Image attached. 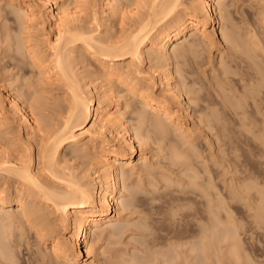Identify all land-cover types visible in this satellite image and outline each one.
<instances>
[{
	"label": "bare ground",
	"instance_id": "obj_1",
	"mask_svg": "<svg viewBox=\"0 0 264 264\" xmlns=\"http://www.w3.org/2000/svg\"><path fill=\"white\" fill-rule=\"evenodd\" d=\"M226 1L4 0L11 11L4 14L0 7V53L9 52L13 67L23 64L34 70L35 79L31 93L10 88L3 94L0 89V264L20 263L24 236L14 238L16 228L25 232L21 235L30 231L43 245L33 264H95L98 241L118 235L115 224L136 206L119 199L128 190L127 179L135 170L150 169L148 146L163 141L158 149L166 151L165 159L185 178L175 181L183 184L182 195L167 199L178 203L176 209L173 204L167 208L177 212L189 203L197 205L193 214H185L202 223L190 235L177 229L180 218L177 228L169 227L171 233L162 231L171 238L161 234L167 230L161 225L160 236L167 239L161 240L175 239L167 242L169 247L162 241L171 254L161 252L157 233L159 239L152 237V242L159 246L150 242L159 250L149 248L148 253L149 241L140 240L148 241L147 248L137 241L148 253L142 259L150 256L147 264L159 255L156 264L243 261L241 226L233 210L245 200L254 220L264 222V197L259 190V197L252 194L256 177L237 164L231 152L235 145L224 150L220 142L225 131L244 136L252 131L264 145V48L249 31L245 38L239 34L232 21L234 1ZM202 44L218 50V62L211 67L214 75L200 84L188 76L185 64L200 58ZM181 58L187 59L180 64ZM204 85L207 93L200 95ZM156 87L160 95L152 92ZM227 113L235 118L224 119ZM199 139L208 145L206 155L196 143ZM168 177L165 188L171 185ZM155 196L147 199L166 203L168 198ZM175 214L170 212L171 219ZM121 254L111 263H145L140 255Z\"/></svg>",
	"mask_w": 264,
	"mask_h": 264
},
{
	"label": "rangeland",
	"instance_id": "obj_2",
	"mask_svg": "<svg viewBox=\"0 0 264 264\" xmlns=\"http://www.w3.org/2000/svg\"><path fill=\"white\" fill-rule=\"evenodd\" d=\"M53 1L56 2V3L61 4V2L64 1V0H53ZM228 1H230V0H228ZM228 1H226V2H228ZM230 2L234 3V4L232 3V6H231L232 21L234 23L235 28L238 30L239 34L242 35L243 38H245L246 35H247L246 32L249 31L250 34L254 35L253 38H254V40L256 42H258L259 46L264 48V28H263L264 27V23H263L264 19L260 20V19H262L261 18L262 16L264 18V11H263L264 10V2H262L261 0H231ZM0 3H1L0 7H4L5 8L3 10V13L5 14L6 11L9 9V7L4 4V0L0 1ZM9 10L11 11V9H9ZM7 12H9V11H7ZM7 15H9L8 18L10 17V15H11V17L13 16L12 14H7ZM7 15H5V16H7ZM3 17L0 18V24H2L1 20H2ZM217 20L219 21V23H221L220 17ZM9 24H11L12 27H15V26L17 27V25L14 24L13 22H10ZM7 28H9V27H7ZM116 28H117V26H116ZM199 51L201 52L200 58L198 60L194 61V62H187L185 65L191 72V75H188V76L190 78L198 81L200 84H203V83L208 82V77H211V76L214 75V73L211 72V67H212L213 63L215 64V63L218 62V60H214L216 55H217L218 50L215 47L208 48L205 44H202L199 47ZM7 53L8 54H1L0 53V89L2 90L3 94H5L6 91L8 89H10V88H16L21 93L22 92L31 93L33 91V87H29V86L30 85L33 86V84H34L35 71L30 69V68H28V66L23 65V64L22 65L19 64L20 66H18L17 68L13 67L11 65V63H10L11 61L8 60L9 59L8 58L9 52H7ZM1 57H3L2 60H1ZM185 59H187V58H185ZM185 59L184 58L178 59V63L180 62V64H181L182 61H184ZM200 62L204 63V65L201 66L199 64ZM152 64H154V63H152ZM152 64H150V65H152ZM7 85H9V87ZM196 87H199V84H197ZM202 87L203 88L200 89L199 94L200 95H205L207 93V90H206L207 86L204 85ZM119 89L121 90L122 94L125 93V90H123L124 89L123 86H120ZM152 92L157 94V95H160V89L158 87L154 88L152 90ZM211 94H215V93L211 91ZM222 117L224 119H233V118H235V116H233L231 113H229V114L227 113V115H222ZM127 119H129V116H127ZM135 127H136V125L132 124V126H131L132 131H134ZM208 132H210L213 135H215L214 133H216L215 130H211V131H208ZM249 132L248 131L245 132V135L248 136L247 137V136H244V132L241 135V132H232L230 134V132L228 133L227 131H225L224 134L227 133V135L230 136V137H228L225 134L223 142H220V144H222V147H223L224 150L229 149L230 145L231 146L235 145V147L237 148L236 149L237 151L236 150L233 151L231 149L230 150H231V152H233L232 154L234 156L235 155L237 156V164L240 167L242 166L241 167L242 169L246 170L245 173H249L250 172L253 175H255V177H256L254 182L257 185H256V188L253 191L251 190L252 194L254 193L253 195H255V196L258 195L259 193L256 192V191L259 190L262 193L261 196L264 197V145H261V144L257 143L258 140L256 138L254 139V135H255L254 132H252V131H251V133H249ZM211 134H209V135H211ZM240 135H241V137H239ZM249 135H250V137L252 136L251 137L252 139H250ZM226 136L228 137L227 140H226ZM229 138H231V139H229ZM246 138H248L249 141L250 140L251 141L249 142L248 139H246ZM228 140L231 141V142H229ZM235 140H237V141H235ZM254 140H256V141H254ZM245 141H247V143ZM202 142L205 145H202ZM165 143L166 142L163 141V142H159V143H155V144L149 145L148 147L151 150L149 152H147V159L149 161L150 169L148 171H143V172H140V173L137 170H135L133 175H131L127 179L126 183H127V189L128 190L120 193V198L119 199H121L123 201H126V202L136 203V206H134V207L130 208V210L126 211V216H125V219L123 221L118 222L117 224H115L116 225V229L115 230L117 232L119 231L118 235H116L114 237L105 236L102 240L98 241V243L96 244V247H98V251H99L100 255H98V259H97L95 264H110L111 261L115 259L114 257L123 256L121 253H123L125 255H128V257L135 255V257L139 258L140 254L138 252H140V253L142 252L141 255H140L141 259H142L143 256H146L145 254H148L151 251V250L149 251V248L150 249H154V251L159 250L158 247H156L154 245H153L154 246L153 247L152 243L156 244V242H157V243L160 244V242L163 241V239L161 240V237L166 236V235H168L167 238L168 237L171 238V236H169L170 234H168V233H171V231H172V230H170V228L174 224H175L174 226L177 228L176 224H178L177 222H179L178 219H180V218H181L180 219V222H181L180 224H182V226L179 225V227L177 228V229H180L179 231H184V230L188 231V234L191 233L190 235H193L194 232H195L194 235H196L197 234L196 231H199L198 224L200 222L202 223V220L198 219L197 217L191 216L193 214V212H195V209H196V208H193V207H196L197 205L195 206L194 204H191V203L188 204L187 203L189 205V207H188V205L186 203H184V204L187 205V207H185L183 209L181 208V210L179 209L176 212V210H173V209H176L173 206L174 205L177 206L176 204H178V203H174V202L171 203L173 205L167 203V199H169L170 195L172 196V194L174 193V196H176V195L178 196L179 193H181V190H183L182 189L184 187V186H182L183 184H176L175 181H177L178 183H183L185 181V178H181L180 175H179L180 170L177 169V168L175 170L174 169L175 166H173V165L170 166L168 161L165 159L166 151L165 150L161 151V150L158 149L159 145H164ZM196 143L197 144L199 143L198 145L201 146L202 150L204 149L203 151H204V154L206 155L209 150H208V145L205 143V141L203 139L202 140L199 139ZM228 143H229V145H228ZM232 143H233V145H232ZM237 144H238V146H237ZM194 161H195V164H198L197 160L194 159L192 162H194ZM128 167L129 166H125V168H128ZM170 167H173V169L171 168L172 169L171 170ZM213 168H214L213 170L221 171L220 169H217V167H213ZM202 174L203 173H201V175ZM164 176H165V178L169 176L168 177V179H169L168 181H169V183H171V185H169V186L167 185L168 188L164 187L165 184L163 185L164 182H167V181H165ZM202 176L205 177V174L202 175ZM170 178H172V182L173 183L170 182ZM162 180H164V181H162ZM215 182H217L218 184H221V182L219 181L218 178L215 180ZM151 185L154 186V188H152ZM175 185H177V186H175ZM175 188L177 190H179L178 194H176L177 191H175L176 190ZM172 190H174L175 192H172ZM150 191H151V193H149ZM165 192L166 193L168 192L167 195H164V194H166ZM169 192H171V193H169ZM154 194H157V195L155 196ZM159 195H161V196H159ZM162 195L168 197V198L165 197L166 198L165 199L166 203L163 200L164 196L162 197ZM181 195H182V193H181ZM152 196L153 197L154 196L155 197L159 196L160 198H162V200L164 202L161 201V199L159 200L160 202L158 201V199H157V201L155 199L152 202H149L150 200L147 199V197L151 198ZM256 197H259V196H256ZM127 200H129V201H127ZM145 200H148V201H145ZM155 201L157 203V206L154 205V204H156ZM240 201H238V203L236 201H233L234 203L236 202L238 204L236 206H235L236 203L233 204V202H232V204L235 206V208L233 210V213H234L233 215L236 218V220L239 222V225L241 226L240 230L238 231L239 236L241 238L240 241H242L240 243V247H241V249L242 248L245 249V251H244V249H242L244 252L241 250L242 254H240V256L244 255L245 257L243 256L241 258L239 256L243 260V261H241V260L240 261H241V263L244 262V264H247L246 261L248 259H250L249 260V261H251V263L249 262L250 264H264V222H256L254 220V218L252 217L253 211L250 210L249 208H247V206H246L247 203H245V200H240ZM145 202H146V204H145ZM161 202H163V203H161ZM178 202H179V205L183 204V201H178ZM243 202H244V204H243ZM162 206H164V207H162ZM168 206L173 207V209L172 208L170 209V207L167 208ZM161 208H163V209H161ZM150 210L152 211L153 214L151 213ZM161 210L162 211L164 210V211L162 212ZM153 211H155V213ZM174 211L176 213L175 214L176 216H175V218L171 219L172 215L170 216V212L172 213ZM188 212H190L192 214H185V213H188ZM180 214H182V215H180ZM183 214L186 215V216L190 215L191 217L188 220L189 216L188 217H186V216L184 217ZM154 216L157 217V219H155ZM181 216L186 219V221H185L186 223L184 222L185 219L183 220ZM169 218L171 219V223L169 222L170 221ZM156 220L160 221V222L158 221L159 225L157 224ZM163 220H165V221H163ZM167 220H169V221H167ZM173 220L176 223H173L174 222ZM181 220L183 221V223H182ZM153 222H155V223H153ZM144 224L148 228L149 227H151V228H149V230H147V227L143 226ZM139 225H141V226L139 227ZM152 225H155L157 227L160 226V227H158V228L156 227L155 228V226H154V229H153ZM161 225H162L163 229H164V227H167V230L166 231L165 230H161ZM165 225H168V226H165ZM174 226H173V229L175 228ZM180 226H181V228H180ZM137 227H139V229H137ZM141 227L142 228L144 227L146 230L142 229V231L144 230L146 232H141V229H140ZM168 229H169V231H168ZM13 230L16 231V232H14V234H12V236L14 238H16L17 236H19V237L22 236L20 238H23V236H24L23 239L25 241L23 239H22V241H24V244L26 243V245H24L22 243L21 239L19 237H17L21 241L20 248L22 249V250L19 249L21 254L19 255L20 258H19L18 261H20L21 264H22L23 261H24L23 264H30L29 262H32L31 264H33V262H36L34 260L36 259L35 256L37 255L36 254L37 248L38 247L42 248L43 245L38 243L37 239H36L37 241L35 240L36 237L35 238L33 237L34 236L33 233H31L32 235L29 234L30 231L29 232L26 231L27 235L25 234L26 235L25 236V235H21V234L25 233L23 230H19L18 228H16V230L15 229H13ZM160 230H161V232L164 231V232H168V233H166V234L163 233V232L161 233ZM22 231H23V233H22ZM120 231H122V232H120ZM189 231H191V232H189ZM159 232L163 236H160ZM157 233L160 236V241L158 242V240H156V242H155L153 240V242H152V237H153V239H156V238L159 239ZM148 234H150V235H148ZM145 235H148V236H145ZM186 235H187V232H186ZM28 236H30V237H28ZM25 238L26 239L29 238V240H30L29 243L31 242L30 243L31 245L28 243L30 248H28V246H27L28 240L26 241ZM92 238H93V236L90 234L87 237V239H86L87 242L89 243L91 240H93ZM163 238L166 239V237H163ZM138 240H139V242H141L142 245L144 244V248L148 247L147 248L148 249V253H147V251L145 253L144 248L141 247L142 245L141 246L139 244L137 245V243H139V242H137ZM140 240H145V241L148 240L150 245L147 244L148 241L145 243V241L142 242ZM150 240H151L152 243L150 242ZM166 240H164L163 242H166ZM169 240L171 242V240H173V239H169ZM169 240L167 242H169ZM190 240H195V238L190 239ZM33 241L35 243L37 242L38 245H37V243L35 245V243H33ZM163 242L161 243L162 245L160 244V247L164 246ZM145 244H147L148 246L145 247L146 246ZM241 244H243V245L241 246ZM23 245L25 247H23ZM34 245H35V247H33ZM156 245L159 246L158 244H156ZM170 245L171 244H168L167 247H169ZM165 246L161 247V248L164 249ZM25 248H27V249H25ZM31 248H33V250ZM142 248H143L144 251H142ZM140 249H141V251H140ZM27 250H29V251L27 252ZM163 251H168V254L170 253L169 252L170 249H164L161 252L163 253ZM133 253H134V255H132ZM156 253L154 252L155 257H156ZM246 253H247V257H249V258H247V260H245L246 259V255H245ZM22 254H24V255H22ZM31 254H34L33 257H35V258H33ZM119 254H121V255L118 256ZM142 254H144V255H142ZM152 255H153V253H152ZM152 255H151V258L153 257ZM159 256H158V258H159ZM155 257H153V258H155ZM30 258H31V260H28ZM147 258L150 259V256L147 257ZM147 258L145 257L146 260L142 259V262L145 261V263L143 262L144 264H147L150 261V260L147 261ZM157 259H155L154 262H156ZM146 261H147V263H146ZM151 262H152V259H151ZM154 262L153 263H149V264H156ZM209 262L210 263H208V264H212L213 260H210ZM238 262L236 263V261H234L233 258H230L229 260H227V264H238ZM241 263H239V264H241ZM34 264H37V263H34ZM48 264H51V263H48ZM111 264H113V263H111ZM157 264H160V263L158 262Z\"/></svg>",
	"mask_w": 264,
	"mask_h": 264
}]
</instances>
